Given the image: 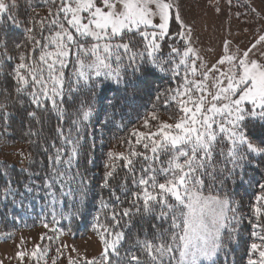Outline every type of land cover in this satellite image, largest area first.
<instances>
[{"label": "snow or ice", "instance_id": "6c2138e0", "mask_svg": "<svg viewBox=\"0 0 264 264\" xmlns=\"http://www.w3.org/2000/svg\"><path fill=\"white\" fill-rule=\"evenodd\" d=\"M45 3L49 7L44 16L33 8L30 23L24 27L26 39L14 45L15 55L9 53L7 41L0 40V68L5 60L13 62L9 73L13 90H0L3 97L0 115L5 121L12 103L23 106L25 97L36 109L63 118L66 97L92 89L100 78L119 83L121 68L140 71L141 65H151L178 79L176 88L156 97L160 100L163 96L166 109L175 107V113H169L174 123L162 120L153 110L143 120V130L133 129L124 141L127 153H108L109 170L102 187L110 188L109 180L115 177L117 167H122L126 173L118 187L123 193L131 191V199L127 201L128 207H119L123 201L116 189L111 188L112 202L101 200L102 209L110 210L104 214V220L95 217L93 225L102 245L100 256L92 259L68 256V264H81V260L83 264H113V257L118 258L116 264H215L225 241L234 239L243 214L229 198L206 195L201 176L203 170L213 166L217 153L227 162L221 174L227 172L229 176L242 171L251 162L250 156L264 157V49L260 48L264 35L247 49L235 51L231 42L225 40L222 54L209 66L193 46V28L182 17L179 0H45ZM28 6L32 7L31 0ZM17 8L18 0H0V23L6 18L13 27H20ZM173 23L177 25L176 31ZM27 115L35 118L37 111H29ZM90 115L91 108L82 104L73 124L88 121ZM250 126L257 131H249ZM57 134L64 143L73 146L64 159L66 149L52 143L54 153L48 159L53 182L65 178V172L56 166L71 165L78 154L77 144L64 136L59 126ZM254 138H259V143ZM116 161L122 163L117 165ZM0 170L7 175L3 162ZM256 187L259 191L249 205L253 242L248 245L246 264H264V183ZM76 214L61 213L64 219ZM134 216L170 221V228L153 225L152 238L145 235L144 239L138 236L135 239L133 247L140 254L129 251L121 257L124 228L131 226ZM52 219L59 223L55 211ZM44 227L47 229L49 225L45 223ZM52 231L62 232L56 228ZM45 239L52 237L41 234V242ZM23 245L21 238L18 247L22 249ZM49 251L48 247L36 244L31 253L18 250L16 256L21 261L30 256L37 264L40 260L47 264ZM72 251H76L74 246ZM57 253L52 264H57L62 254L59 248Z\"/></svg>", "mask_w": 264, "mask_h": 264}, {"label": "trees", "instance_id": "16d2710c", "mask_svg": "<svg viewBox=\"0 0 264 264\" xmlns=\"http://www.w3.org/2000/svg\"><path fill=\"white\" fill-rule=\"evenodd\" d=\"M28 4L29 0H18L15 12L22 22L20 27H13L6 18L0 23V40L7 41L8 51L12 55H15L14 45L23 43L26 39L24 27L30 23L29 17L33 15V8L39 16H44L49 7L45 0H31L32 7ZM172 27L173 31L177 30L175 23ZM164 51L167 52V47ZM12 66L13 62L5 60L0 68V90L7 88L12 92L13 81L9 75ZM120 72L122 79L119 83L100 78L92 89L74 93L71 98L66 97L63 118L54 112L36 109L34 105L27 103L26 97L23 106L12 103L6 121L0 115V145L19 147L18 163L2 161L7 175L0 170V244L12 241L18 232L38 229L42 234L52 237V240H40L38 243L42 248L50 249L45 258L47 264H52L53 258L58 256L57 248L62 253L57 259V264H68L67 253L61 250L64 238L69 240L82 236L98 237L93 228L95 217L100 216L101 220H104V214L110 210L102 209L101 200L112 202L111 188L116 189L117 195L123 201L119 207L129 206L127 201L131 199V191L123 193L118 187L126 169L118 166L115 177L109 180L110 188L102 187L105 173L109 170L106 168V164L110 163L108 153H127L128 145L124 141L129 138L133 129L143 130V120L153 110L158 112L162 120L169 119V113H175L174 106L167 109L164 107L163 96L160 100L156 97L165 90L176 88L178 79L173 78L170 72H161L151 65H141L140 71H134L130 67L121 68ZM0 99L3 97L0 96ZM82 104L91 108L90 118L88 121L73 124ZM33 110L37 111L35 118L27 115ZM58 126L63 130L64 136L70 137L77 144L78 154L72 159L71 165L56 166L65 172V178L61 182H53L48 159L49 155L54 153L52 143L57 147L63 145L66 149L64 159L68 158L73 146L64 143L57 134ZM249 131L256 132L257 129L250 126ZM254 139L259 143V138ZM224 147L226 149L227 144ZM45 148L48 151H45ZM249 159L251 162L246 163L242 171L237 170L236 174L229 176L227 172L221 174V169L227 162L217 153L213 166L203 170L201 176L205 194L229 198L238 204L239 213L243 214L234 239L225 241L215 264H246L248 245L253 242L250 235L252 229L249 223V205L259 191L256 186L264 183V157L250 156ZM116 163L120 165L122 162ZM227 167L231 168V165L227 164ZM48 183L52 186L46 187ZM129 188L131 189L130 183ZM53 211L59 223L53 221ZM70 212L77 214L69 219H64L61 215ZM45 223L49 225L47 229L44 227ZM153 225L160 229H169L170 221L134 216L131 226L124 228L125 239L120 246L121 257L129 251L139 255V249L133 247L135 239L137 236L144 239L145 235L149 239L152 238L155 231ZM53 228L62 232H53ZM117 259L113 257V264H116ZM26 262L37 264L30 256ZM39 264H44V260H40Z\"/></svg>", "mask_w": 264, "mask_h": 264}, {"label": "rangeland", "instance_id": "374dc122", "mask_svg": "<svg viewBox=\"0 0 264 264\" xmlns=\"http://www.w3.org/2000/svg\"><path fill=\"white\" fill-rule=\"evenodd\" d=\"M184 1L187 8L184 17L193 28V46L209 66L214 64L222 54L225 40L231 42L230 47L235 51L237 48L247 49L260 35H264V2L261 0H231V3L229 0ZM260 48L264 49V45ZM165 121L174 123L168 118ZM18 153V146L0 145V162L8 161L11 164H17ZM214 196L218 195L214 194ZM41 234L38 229L25 230L16 233L12 241L1 243L0 262L27 264L26 260L29 256L21 261L16 253L18 250L31 253L34 245L39 243ZM21 238L24 240L22 249L18 247L21 244ZM66 238L63 242L61 241V246L67 245V247H61V250H64L68 256L92 259L101 254L102 245L98 237L82 236L69 240ZM73 246L76 251H72Z\"/></svg>", "mask_w": 264, "mask_h": 264}, {"label": "crops", "instance_id": "0c3cea01", "mask_svg": "<svg viewBox=\"0 0 264 264\" xmlns=\"http://www.w3.org/2000/svg\"><path fill=\"white\" fill-rule=\"evenodd\" d=\"M261 1L264 2V0H261ZM179 4H180L181 15L184 18L185 22L188 23V21L184 17V14L187 12L185 1L184 0H179Z\"/></svg>", "mask_w": 264, "mask_h": 264}]
</instances>
